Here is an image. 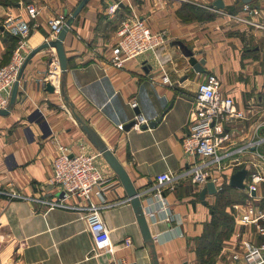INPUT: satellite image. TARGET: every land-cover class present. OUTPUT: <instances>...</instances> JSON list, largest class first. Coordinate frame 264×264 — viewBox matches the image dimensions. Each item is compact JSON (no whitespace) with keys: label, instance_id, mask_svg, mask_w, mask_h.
I'll use <instances>...</instances> for the list:
<instances>
[{"label":"crops","instance_id":"1","mask_svg":"<svg viewBox=\"0 0 264 264\" xmlns=\"http://www.w3.org/2000/svg\"><path fill=\"white\" fill-rule=\"evenodd\" d=\"M80 1L0 0V67L10 61L21 29H30L29 53L55 38L48 21L61 14L67 20ZM214 1L88 0L71 21L63 45L66 69L60 71V91L45 89V78L57 59L54 48L42 49L27 61L13 104L8 113L0 114V190L7 196H0V264L151 262V249L120 179L73 114L93 128L134 188L143 193L140 198L157 263L195 264V240L210 218L207 203L212 204L214 197L206 194L205 205L199 200L202 186L191 181L192 159L181 146L199 82L216 76L222 94L246 110V118L228 128L236 133L230 160L241 162L220 183L229 184L230 175L242 167L247 172L254 164L264 167V0H222L220 9ZM29 3L38 10L34 17L27 13ZM115 3L117 8L110 12ZM184 4L201 7L214 17L185 18L180 13ZM133 15L151 30L164 31L167 43L158 57L147 53L117 69L109 64L116 29ZM200 59L204 71L198 73L192 66ZM164 75L167 83L162 82ZM134 109L143 123L160 120L151 127L125 130L123 126L135 119ZM250 142L253 145L247 148ZM58 145L96 156L106 179L105 206L99 215L109 229L107 245H96L88 230L84 215L89 200L78 195L59 197L60 191L47 183ZM164 172L174 175V180L158 188L156 177ZM232 189L247 198L243 188ZM158 190L167 214L157 211ZM58 201L60 206L48 209L49 203ZM236 232L237 227L222 244L216 264H244L231 257ZM245 236L264 242V235L252 226L245 228Z\"/></svg>","mask_w":264,"mask_h":264},{"label":"built area","instance_id":"2","mask_svg":"<svg viewBox=\"0 0 264 264\" xmlns=\"http://www.w3.org/2000/svg\"><path fill=\"white\" fill-rule=\"evenodd\" d=\"M118 4L109 7L113 12ZM27 13L34 17L38 10L33 3L27 6ZM66 22L64 15H57L48 21L51 36L56 37ZM29 28L19 31V39L13 48L10 61L0 67V109L5 108L10 99L11 90L17 80L19 71L27 57L26 47ZM164 31H153L144 21L135 15L130 20L123 21L116 29L115 42L110 50L109 64L120 69L124 65L141 55L151 53L158 57L160 49L166 43ZM163 59V62L167 61ZM48 72L45 82L50 83L54 91H60V66L55 58ZM58 71L54 80L51 75ZM167 75L162 77V82L167 83ZM131 105L135 107L136 103ZM246 118V110L238 108L232 97L223 95L219 79L210 75L198 83L195 91L193 105L188 114V131L182 136L181 146L183 152L192 159V167L189 169L191 181L198 186H204L207 182L214 183L216 191L222 189L220 180L229 175L230 168L240 163L231 156L234 152L230 148L231 138L236 135L228 130ZM136 123L132 127L139 129L143 120L139 115L135 116ZM253 145L249 143L247 148ZM99 154V153H98ZM95 155L84 152L74 153L65 145H58V152L52 163L51 175L47 183L63 192V198L70 195L82 196L89 200L84 219L88 230L96 245H107L109 243V229L101 219L99 212L105 206L102 190L105 188L106 179L95 161ZM254 169L248 171L243 179V190L246 193V201L236 210L234 218L237 227L236 246L231 255L235 260L241 259L244 264H264V242H254L245 236V228L253 227L255 232L264 235V167L260 164L253 165ZM224 177V178H225ZM174 180V175L169 172L160 173L156 177L157 187H167ZM172 187H170L171 189ZM6 194L0 190V194ZM14 193V192H13ZM9 195V194H7ZM12 196H17L14 193ZM95 196L99 200L91 199ZM158 201L161 205L157 211H166L165 199L160 190L157 191ZM61 201L49 203L48 209L60 206ZM149 212V210L147 211ZM128 243V240H125ZM105 264H118L114 261ZM123 264V263H119Z\"/></svg>","mask_w":264,"mask_h":264},{"label":"water","instance_id":"3","mask_svg":"<svg viewBox=\"0 0 264 264\" xmlns=\"http://www.w3.org/2000/svg\"><path fill=\"white\" fill-rule=\"evenodd\" d=\"M88 0H81L80 3L77 5V7L74 9V11L70 14V16L68 17V19L66 20L65 24L63 25V27L61 28L60 32L57 34V36L54 39H50L48 41H44L43 43H41L40 45H38L36 48H34L33 50H31L17 77V80L14 82L12 90H11V95H10V99H9V103L8 106L6 108H2L0 109V114H6L8 113V108L9 106H11L15 100V96H16V92H17V87H18V80L21 76V73L23 71V68L25 66V64L27 63V61L38 51L45 49V48H49L52 47L55 49L56 52V56L59 62V66H60V70L61 72H64L66 69V59H65V54H64V49H63V45L66 43V40L68 38L69 35V27L71 24V21L74 19V17L78 14V12L81 10V8L84 6V4L87 2ZM213 5L216 8H223V2L222 0H215L213 2ZM191 52L188 51V55H190ZM204 63V59H200L199 62H196L192 67L193 70L195 72H203L204 69L202 67V64ZM61 88V87H60ZM45 89L49 92H53L54 88L50 83H46L45 84ZM63 93V92H62ZM134 112L136 115L139 114V110L138 109H134ZM76 122L78 124V126L80 127V129L83 131V133L86 135V137L88 138V140L92 143V145L96 148V150L99 152V154L103 157V159L106 161V163L109 165V167L114 171V173L117 174L118 178L121 181V184L126 192L127 197L129 198L130 204L132 206L134 215H135V219L136 222L138 224V227L140 229V232L142 234V237L144 239V241L146 243H148V247L151 249V262L150 264H158L156 261V254L154 252L153 249V244L151 242V235H150V231H149V227L147 224V220L145 218L144 215V211H143V205L141 203V196L143 195V193L138 192L128 174L126 173V171L124 170V168L122 167V165L120 164V162L118 161V159L114 156V154L108 149V147L106 146V144L100 139V137L98 136V134L93 130V128L82 118H80L78 115L73 114ZM160 120V117L156 120L153 121H149L148 123H142L140 125L141 128H146L147 126L151 127L153 125L156 124V122ZM134 123H136V120L133 119L131 121H129L128 123H126L123 128L125 130L130 129ZM247 173V170L245 167H242L238 170H236L235 172H233L230 177H229V185L233 188H237V189H242L244 187L243 185V179L245 178ZM217 191L214 187V183L209 181L207 182L199 191V195L198 198L201 201L202 204H206L205 201V195L206 194H215ZM59 197L63 196V192H59L57 194ZM134 264V263H132Z\"/></svg>","mask_w":264,"mask_h":264},{"label":"trees","instance_id":"4","mask_svg":"<svg viewBox=\"0 0 264 264\" xmlns=\"http://www.w3.org/2000/svg\"><path fill=\"white\" fill-rule=\"evenodd\" d=\"M180 13L189 19L210 20L214 17L213 13L193 4L182 5ZM232 188L224 182L222 189L214 194L217 198L216 203L213 205L207 203L210 218L204 223L202 233L195 240V264H216V257L222 244L230 239L234 232L236 225L231 201L228 197L223 196L224 193L228 194L227 191ZM0 196L7 197L4 194H0Z\"/></svg>","mask_w":264,"mask_h":264},{"label":"rangeland","instance_id":"5","mask_svg":"<svg viewBox=\"0 0 264 264\" xmlns=\"http://www.w3.org/2000/svg\"><path fill=\"white\" fill-rule=\"evenodd\" d=\"M227 193L228 194L224 193L223 196L228 197L230 199L233 215L235 216L236 210L239 208L238 204L244 203L246 201V199L242 195L241 192H238V191H236L234 189H229L227 191ZM210 199H211L210 201H212V205L216 203L217 198L215 196L213 198H210Z\"/></svg>","mask_w":264,"mask_h":264},{"label":"bare ground","instance_id":"6","mask_svg":"<svg viewBox=\"0 0 264 264\" xmlns=\"http://www.w3.org/2000/svg\"><path fill=\"white\" fill-rule=\"evenodd\" d=\"M57 73H58V71L55 70V73H54L53 75H51L50 78H51L52 80H54V78H56L57 75H58Z\"/></svg>","mask_w":264,"mask_h":264}]
</instances>
